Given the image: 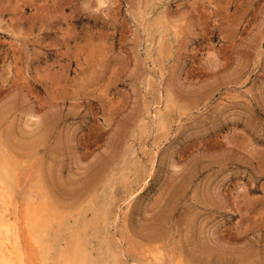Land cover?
<instances>
[{
    "label": "rangeland",
    "instance_id": "374dc122",
    "mask_svg": "<svg viewBox=\"0 0 264 264\" xmlns=\"http://www.w3.org/2000/svg\"><path fill=\"white\" fill-rule=\"evenodd\" d=\"M0 187L23 264H264V0H0Z\"/></svg>",
    "mask_w": 264,
    "mask_h": 264
},
{
    "label": "bare ground",
    "instance_id": "6f19581e",
    "mask_svg": "<svg viewBox=\"0 0 264 264\" xmlns=\"http://www.w3.org/2000/svg\"><path fill=\"white\" fill-rule=\"evenodd\" d=\"M154 115V114H153ZM156 115H158L157 113H156ZM157 117V116H156ZM158 117H159V115H158ZM1 188V187H0ZM1 190V189H0ZM1 192H2V190H1ZM9 193V192H8ZM6 194V193H5ZM2 195H3V192H2ZM11 195V194H10ZM6 200V199H5ZM8 201V200H7ZM8 202H10V201H8ZM7 202V203H8ZM5 201H3V198H2V196L0 195V264H23V262H22V256H21V253H20V247L23 249V247H22V245H24V244H22L21 246H20V244L19 243H22L21 241L19 242V231L17 230V228H16V226H17V224H15L16 223V220H21L20 218H18V219H16L15 220V218H13V219H11V218H9L8 217V215H9V212H8V210L10 209V208H8V204H7ZM29 209V208H28ZM34 210V209H33ZM31 213H32V211H30ZM26 213H28V216H31V214H29V212H26ZM35 213V212H34ZM12 214L13 213H11V216H12ZM35 214H37V213H35ZM35 214H33V215H35ZM15 215V214H14ZM39 215V214H38ZM17 216V215H16ZM15 216V217H16ZM27 216V217H28ZM13 217V216H12ZM25 217V216H24ZM26 217V218H27ZM30 218H33V216H31ZM30 218H28V219H30ZM42 218L40 217V219H39V221H41L40 222V224L39 225H41V223H42V221H44V219L43 220H41ZM26 220V219H25ZM33 220V219H32ZM38 220V219H37ZM36 220V221H37ZM34 221V220H33ZM39 221H37V222H39ZM46 221V220H45ZM18 222V221H17ZM27 223V222H26ZM30 224V223H29ZM34 224H36V223H34ZM44 224V223H43ZM28 225V224H27ZM26 226V225H25ZM30 226V225H29ZM48 226V225H47ZM46 225H45V227H47ZM27 227V226H26ZM26 227H24V228H26ZM48 227H50V226H48ZM47 227V228H48ZM27 229H28V227H27ZM27 229L25 230L26 232H27ZM30 231H32L31 232V234H32V238L34 239V238H37V233L35 234L34 233V229L33 228H31V230ZM38 231V230H37ZM29 234V233H28ZM30 234V235H31ZM29 235V236H30ZM29 236H27V238L29 237ZM40 237V236H39ZM42 237V236H41ZM45 237V236H44ZM30 238H31V236H30ZM74 238V237H73ZM72 238V239H73ZM71 239V240H72ZM84 239V238H83ZM83 239H82V242H83ZM59 240V239H58ZM70 240V241H71ZM80 240V239H79ZM32 241V240H31ZM30 242V241H29ZM35 242V241H34ZM38 242V241H37ZM49 242V241H48ZM57 242V241H56ZM33 243V242H32ZM45 242H43V244H44ZM72 243V242H71ZM80 243V242H79ZM84 243V242H83ZM50 244H52V243H50ZM56 244V243H55ZM73 244V243H72ZM86 244V243H85ZM46 245H48V244H46ZM58 245V244H57ZM81 245V244H80ZM80 245L78 244V246H79V248H80ZM49 246V245H48ZM51 246V245H50ZM55 246V245H54ZM82 246V245H81ZM83 246L85 247V245L83 244ZM72 247V246H71ZM77 247V246H76ZM84 247H82V248H84ZM84 249H86V248H84ZM43 250V249H42ZM57 251H59V249L57 248ZM66 251V250H65ZM22 253L24 252V251H21ZM60 252H61V250H60ZM67 252V251H66ZM107 252V251H106ZM62 253V252H61ZM65 253V252H64ZM69 254V253H68ZM78 254V253H77ZM60 255V254H59ZM62 255H64L63 253H62ZM27 256V254L25 255V257ZM69 256V255H68ZM66 257V258H68L69 259V257ZM79 256H80V254H79ZM84 256V255H83ZM82 256V257H83ZM25 257H23V258H25ZM61 257V256H60ZM63 257H65V255L63 256ZM62 257V258H63ZM73 259L75 258V256L74 257H72ZM59 259V258H58ZM64 259V258H63ZM61 260V259H60ZM81 260V259H80ZM79 259H78V263H81V264H84V263H82V261H80ZM28 261V260H27ZM63 261V260H62ZM66 261H68V260H66ZM84 261V260H83ZM69 262H72L71 261V259H69V261H68V263ZM107 262H111V261H108L107 260ZM67 263V262H66ZM73 263V262H72ZM25 264V263H24ZM102 264H104V263H102Z\"/></svg>",
    "mask_w": 264,
    "mask_h": 264
}]
</instances>
